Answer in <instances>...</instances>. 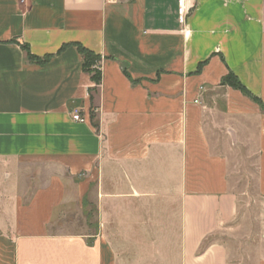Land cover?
<instances>
[{"label":"crops","instance_id":"obj_1","mask_svg":"<svg viewBox=\"0 0 264 264\" xmlns=\"http://www.w3.org/2000/svg\"><path fill=\"white\" fill-rule=\"evenodd\" d=\"M194 1L182 21L177 0H0V264H120L104 221L121 235L168 192L180 264H229L225 244L200 249L237 216L229 151L254 139L264 201V113L223 84L264 106V0Z\"/></svg>","mask_w":264,"mask_h":264},{"label":"rangeland","instance_id":"obj_2","mask_svg":"<svg viewBox=\"0 0 264 264\" xmlns=\"http://www.w3.org/2000/svg\"><path fill=\"white\" fill-rule=\"evenodd\" d=\"M229 160V189L238 197V213L233 222L220 229L204 245L211 241L225 244L229 264H257L258 257L264 255V201L258 191L256 139L251 149L229 151ZM134 209L138 213L131 217L134 220L132 229L130 223L123 225L121 235H115L116 227L109 218L104 221L107 238L118 250L120 264H180L177 197L168 192L162 205L154 208L135 204ZM105 211L109 213L108 206ZM67 216L65 223L68 221L69 226L85 225L76 212L71 211ZM88 222L93 227L95 217H88Z\"/></svg>","mask_w":264,"mask_h":264},{"label":"trees","instance_id":"obj_3","mask_svg":"<svg viewBox=\"0 0 264 264\" xmlns=\"http://www.w3.org/2000/svg\"><path fill=\"white\" fill-rule=\"evenodd\" d=\"M78 51L82 57V70L84 73H86L92 83L95 85V87L99 86L100 82H101V72H100V61L101 58L95 54H93L92 52H90L89 50L77 45ZM24 49L27 51V49L24 47ZM29 60H34L33 57L28 55ZM36 62L38 63H43L47 60V58L45 59H35ZM223 84L230 86L231 88L240 91L243 95L249 97L250 99H252V101H254L255 103H257L259 105V107L261 108L262 112L264 113V106L262 105V103L260 102L259 99L255 98L254 96H252L236 79V77L230 73L228 74L224 79H223ZM92 90L89 89V92H91ZM91 97V96H90ZM90 120L93 121L94 120V111L91 107L90 112ZM93 125L95 126L96 124L93 123ZM205 248V245L201 246L200 252L203 251V249Z\"/></svg>","mask_w":264,"mask_h":264},{"label":"built area","instance_id":"obj_4","mask_svg":"<svg viewBox=\"0 0 264 264\" xmlns=\"http://www.w3.org/2000/svg\"><path fill=\"white\" fill-rule=\"evenodd\" d=\"M19 3L23 4L25 0H17ZM107 2L113 3L116 0H106ZM194 0H177V14L180 20L184 21L187 19L189 14L194 8ZM72 119L74 121L84 123L85 119L82 118L77 111L74 112Z\"/></svg>","mask_w":264,"mask_h":264}]
</instances>
